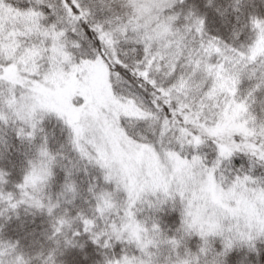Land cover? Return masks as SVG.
I'll use <instances>...</instances> for the list:
<instances>
[{
  "label": "snow or ice",
  "instance_id": "snow-or-ice-1",
  "mask_svg": "<svg viewBox=\"0 0 264 264\" xmlns=\"http://www.w3.org/2000/svg\"><path fill=\"white\" fill-rule=\"evenodd\" d=\"M0 264H264V0H0Z\"/></svg>",
  "mask_w": 264,
  "mask_h": 264
}]
</instances>
